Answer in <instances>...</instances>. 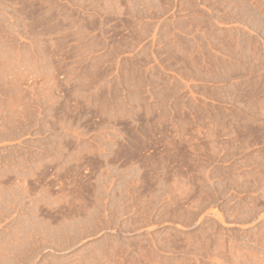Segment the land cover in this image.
I'll return each mask as SVG.
<instances>
[{"label": "rangeland", "instance_id": "1", "mask_svg": "<svg viewBox=\"0 0 264 264\" xmlns=\"http://www.w3.org/2000/svg\"><path fill=\"white\" fill-rule=\"evenodd\" d=\"M0 264H264V0H0Z\"/></svg>", "mask_w": 264, "mask_h": 264}]
</instances>
